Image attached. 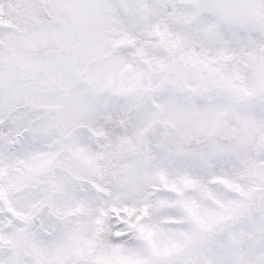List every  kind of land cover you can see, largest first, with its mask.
Wrapping results in <instances>:
<instances>
[{"label": "snow or ice", "instance_id": "snow-or-ice-1", "mask_svg": "<svg viewBox=\"0 0 264 264\" xmlns=\"http://www.w3.org/2000/svg\"><path fill=\"white\" fill-rule=\"evenodd\" d=\"M0 264H264V0H0Z\"/></svg>", "mask_w": 264, "mask_h": 264}]
</instances>
